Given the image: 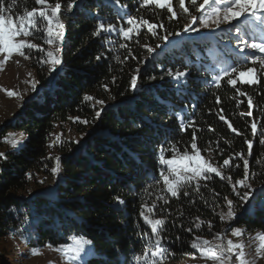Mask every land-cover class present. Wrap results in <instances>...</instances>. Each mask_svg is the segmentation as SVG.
Masks as SVG:
<instances>
[{
    "label": "trees",
    "instance_id": "trees-1",
    "mask_svg": "<svg viewBox=\"0 0 264 264\" xmlns=\"http://www.w3.org/2000/svg\"><path fill=\"white\" fill-rule=\"evenodd\" d=\"M61 2L66 5L68 0ZM121 4L127 5L128 13L162 22L164 28L153 36L144 27L122 49L119 45L125 41L116 34L92 35L99 18L117 23L118 14H123L112 0H77L72 11L66 6L62 10L65 44L61 65L50 74L49 67L37 63L35 55L28 59L37 90L19 115L0 130V141L8 133L20 136L17 148L0 142V152L6 156L0 158V264L19 263L21 250L56 249L71 243L73 235L91 241L79 264H127L133 252L141 249L138 233L147 230L139 218V207L142 196L149 206L154 200L145 190L156 191L152 176L158 175V149L176 143L183 151L190 145L193 127L198 129L197 145L202 155L218 164L236 152L246 154L245 138L253 141L249 158L253 196L245 204L231 185L213 176L199 193L190 190L189 197L181 194L167 205L157 202L167 209L166 214L158 212L156 217L166 219L164 235L170 255L165 264H181L197 256L189 243L193 235L211 240L212 233L227 229L229 223L243 229L244 238L264 232V145L259 143L261 137L253 138L250 129L254 120L259 121L258 129L264 128V70L255 65L261 73L258 85L237 82V87L253 99V115L249 117L247 96H238L226 81L219 89L211 83L221 66H239V58L248 53L236 49L234 28L217 31L212 38L184 41L162 52L168 40L177 37L175 33L184 32L187 17L178 15L170 21L166 10L142 8L140 0H121ZM34 6L28 0V7ZM188 6L193 15H200ZM193 28L199 30L190 33L206 30L199 23ZM168 33L172 35L163 40ZM149 47L155 52L150 54ZM169 70L186 71L187 75L176 80L167 74ZM134 75L135 89L131 87ZM86 95L93 100L86 101ZM217 96L220 103H216ZM97 100L104 103L97 104ZM220 115L242 135L229 129ZM181 119L195 123L181 130ZM84 120L87 123L81 122ZM170 155L166 152V157ZM57 156L60 170L53 174ZM236 163L241 164L239 169L225 172L233 180L243 176V162L237 159ZM244 191L240 189L241 194ZM117 196L125 206L117 204ZM225 196L235 205L236 218L231 222L219 219V213L227 211ZM250 207L253 211H246ZM197 218L205 222L202 229L187 232ZM208 222L213 225L211 230Z\"/></svg>",
    "mask_w": 264,
    "mask_h": 264
},
{
    "label": "snow or ice",
    "instance_id": "snow-or-ice-1",
    "mask_svg": "<svg viewBox=\"0 0 264 264\" xmlns=\"http://www.w3.org/2000/svg\"><path fill=\"white\" fill-rule=\"evenodd\" d=\"M112 2L123 14H118L117 23L107 22L99 18L92 35L100 36L103 33L110 36L116 34L125 41L120 43L119 47L126 49V42L138 37L144 27L153 36L158 34V29L164 28L162 22L153 23L143 16L137 17L128 13L125 11L127 5L121 4V0H112ZM32 3L35 6L29 8L28 0H0V65L13 60L15 57L28 60L35 55L37 63L47 65L51 74L62 63V50L65 44V24L61 20L62 10L66 6L69 12L72 11L77 6V0H68L66 5L62 4L61 0H55L54 3L52 0H32ZM175 5L174 0H140V7L142 8L154 6L155 9L166 10L170 14L167 17L170 21L176 19L178 15L187 17L188 23L184 25V32L198 31L199 29L193 28L197 23L202 28H220L222 24L229 25L230 30L231 28L235 30L234 38L237 41L238 51L245 53L246 49L249 50L247 54L239 58V66L237 64L221 66L212 76L211 83L216 89H219L222 82L226 81L227 85L235 89L238 96H247L249 109L247 116L251 117L254 108L253 99L237 87V82L248 86L260 83V70L256 67H245V65L251 60L253 65L258 62L261 70H264V56L255 54L257 52L264 54V0H202V2L188 0L187 4L186 0H175ZM188 5L200 15H193ZM17 8H20L19 12L16 11ZM153 15H158V13L154 12ZM233 21L237 23L233 24ZM169 35L172 33L164 35L162 39L167 41ZM175 35L179 36L180 33L177 32ZM36 39L41 40L42 43L40 45L33 43L32 41ZM157 47L160 46L157 45ZM148 52L154 53L155 49L149 47ZM97 59L100 57L98 56ZM16 63H19V60H16ZM167 74L176 80H180L187 75V72L169 70ZM30 83L32 89L35 90L37 82L32 80ZM136 84L137 76L134 75L131 78V87L135 89ZM7 95L9 97L18 96L19 93L7 90ZM84 99L91 101L93 97L86 95ZM96 103L102 105L104 102L97 100ZM216 103H220L219 96L216 97ZM96 115L99 116L100 113L97 112ZM219 119L224 121L227 127L238 136L242 135L227 121L224 115H220ZM81 122L87 123L86 120ZM194 123L192 120L181 119L180 128L185 130L193 127ZM258 123L259 121L256 120L251 122V134L254 139L261 137L259 143L264 145V128L258 129ZM197 130L193 127L190 145H185L183 151L176 143L159 147L156 157L159 165L158 175L152 176L154 182L152 187H156V191L155 193H148L145 190L147 196H154V200L149 206L145 202V196H142L139 207V218L142 219L147 230L138 233L142 242L141 249L138 252H133L131 261L127 264H165L170 255V249L166 245L168 238L164 235L167 231L165 228L166 219L156 218L158 212L166 214L167 209L157 202L162 201L164 205H167L171 199H179L181 194L184 197H189L191 195L190 190L199 193L202 187L207 188L208 181L213 176L231 185L232 192L243 203H249L250 198H252L253 190L249 183V158L252 155L253 141L245 138L246 154L243 151L236 152L234 155L223 159L222 164H218L202 155L201 149L197 145ZM0 142L8 144L12 148H17L19 144L15 133H8ZM57 142H59V137H57ZM166 152H170L171 155L166 157ZM0 158H6L5 153L0 152ZM237 159L243 162V176L233 180V176L226 175L225 172L232 168L239 169L241 167V164L236 163ZM55 160L56 166L51 169L53 174H57L60 170V157H55ZM241 188L246 189L243 194L240 192ZM219 195V193H214L215 197H219ZM115 199L119 206H125L126 202L119 196ZM223 199L227 211H221L219 219L221 222H231L236 218L235 205L233 200L228 199L227 196ZM190 202L194 203L195 201ZM246 211L252 212L253 209L250 207ZM204 223L197 218V222L185 230L190 233L194 230H201ZM212 227L211 222H208L207 228L211 230ZM229 235L240 238L244 236V230L240 227H233L229 223L227 229L212 233L211 240L193 235L189 241L190 247L199 253L200 258L206 264H256L258 258L264 257V232H257L254 236L248 237L250 240L258 241L254 247L255 255L251 257L246 252L245 243L242 240L236 242L228 238ZM69 240L71 243L59 245L55 250L65 257L67 264H79L82 253H85V246L90 245L91 241L75 235L69 237ZM32 253L34 255L39 254L37 249H33Z\"/></svg>",
    "mask_w": 264,
    "mask_h": 264
},
{
    "label": "rangeland",
    "instance_id": "rangeland-1",
    "mask_svg": "<svg viewBox=\"0 0 264 264\" xmlns=\"http://www.w3.org/2000/svg\"><path fill=\"white\" fill-rule=\"evenodd\" d=\"M232 23L236 24L237 22L233 21ZM228 27L230 26L222 24L220 28H205L206 30H204V32L211 30H224ZM200 33H203V31L190 34L197 35ZM32 42L38 44L37 40H33ZM245 51L249 52L247 49ZM257 55L264 56V54L258 52ZM16 60H19V63H16ZM256 64L259 63L257 62ZM255 65H253L251 61L248 62L249 67H255ZM32 80L37 82L35 72L30 68L29 60L15 57L13 60L0 65V130L3 125L8 124L19 115L24 108L26 101L32 98L35 94L38 85L36 83V88L33 90L30 83ZM7 90L18 92L19 95L9 97L7 95ZM16 138L20 140L19 135H16ZM254 235L255 234L250 236ZM228 238H231L236 242L242 240L246 245V252L249 256L251 257L255 255L254 247L258 244V241L250 240L248 237L244 238L243 236L236 238L229 235ZM37 250L39 252L37 255H34L32 251H30V253L27 251L24 253L23 250H21L19 253L20 261L17 264H67L65 257L55 249L45 248ZM181 264H206V262L200 258L198 253L195 258H189ZM256 264H264V257L258 258Z\"/></svg>",
    "mask_w": 264,
    "mask_h": 264
}]
</instances>
